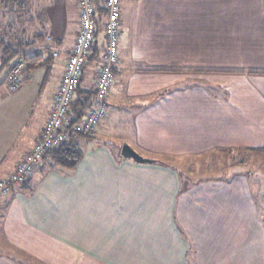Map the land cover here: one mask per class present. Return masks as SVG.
<instances>
[{
	"label": "crops",
	"instance_id": "crops-1",
	"mask_svg": "<svg viewBox=\"0 0 264 264\" xmlns=\"http://www.w3.org/2000/svg\"><path fill=\"white\" fill-rule=\"evenodd\" d=\"M120 18L129 45L107 118L75 170L43 165L30 192L0 200V264H264V200L245 174L193 179L181 162L264 152V0H122ZM95 25L69 117L82 95L94 103ZM77 32L76 0H0V178L38 140ZM47 37L58 56L28 52ZM25 52L9 94L6 69ZM123 144L151 163L124 159Z\"/></svg>",
	"mask_w": 264,
	"mask_h": 264
},
{
	"label": "built area",
	"instance_id": "built-area-1",
	"mask_svg": "<svg viewBox=\"0 0 264 264\" xmlns=\"http://www.w3.org/2000/svg\"><path fill=\"white\" fill-rule=\"evenodd\" d=\"M121 1L103 0L106 13L103 23L105 47L101 59L95 61L97 76L94 103L87 109L80 122L72 126L73 133L92 137L99 124L107 118L106 100L112 86L113 73L119 67ZM76 4L78 32L73 47L64 50L65 67L53 95L51 110L36 143L24 154L9 174L0 178V200L12 195L20 184L33 175L41 159L67 139L65 129L70 124L69 107L78 89L83 68L89 61H92L90 54L96 30L93 1L76 0ZM33 51L38 54L50 51L52 56L56 57L62 50L54 46L52 39L47 37L44 44ZM27 54L28 52L17 55L6 69L2 83L9 94L16 93L22 85Z\"/></svg>",
	"mask_w": 264,
	"mask_h": 264
},
{
	"label": "rangeland",
	"instance_id": "rangeland-1",
	"mask_svg": "<svg viewBox=\"0 0 264 264\" xmlns=\"http://www.w3.org/2000/svg\"><path fill=\"white\" fill-rule=\"evenodd\" d=\"M126 37L127 34L124 31L121 37L122 50L124 46L127 47L129 45ZM28 52L30 54L32 52L37 53L33 50ZM181 162L184 164L182 167L185 174L188 175L190 173L193 179L199 177H223L226 179L230 178L232 173H235L234 178H237L236 174L244 173L253 194L259 197L261 201L264 200V152L238 150L237 152L214 153L209 151L205 155L183 158ZM237 162L243 164L240 165ZM262 204L264 205V202Z\"/></svg>",
	"mask_w": 264,
	"mask_h": 264
},
{
	"label": "trees",
	"instance_id": "trees-1",
	"mask_svg": "<svg viewBox=\"0 0 264 264\" xmlns=\"http://www.w3.org/2000/svg\"><path fill=\"white\" fill-rule=\"evenodd\" d=\"M93 1V6H94V20L95 23L97 24V21H105V8L103 7V4L99 2V0H92ZM27 57L26 56V62H27ZM90 59H93L90 54ZM6 61V60H5ZM90 62V61H89ZM27 67V63H26ZM92 94L89 93L86 96L82 95L83 97L79 98L78 104L76 106L77 115L76 117H70V124L66 127L65 132L67 133V139L56 149L51 150L48 152L40 161L38 166L35 169L36 173L38 170H40V173L43 172V165L48 167L49 169L51 168H63L67 170H75L77 165L80 163L82 160V151L79 145L80 140L83 139H92V137H86L80 134L73 133L72 131V126L75 125L76 123L80 122L82 113L84 111H87V109L92 105ZM95 95V92H94ZM73 101L70 104V107L72 106ZM33 173V174H34ZM33 176V175H32ZM32 176L28 177L25 182L20 184L17 188L19 187H26V191H31L32 187H30L29 182L32 178Z\"/></svg>",
	"mask_w": 264,
	"mask_h": 264
},
{
	"label": "water",
	"instance_id": "water-1",
	"mask_svg": "<svg viewBox=\"0 0 264 264\" xmlns=\"http://www.w3.org/2000/svg\"><path fill=\"white\" fill-rule=\"evenodd\" d=\"M120 155L124 159H131L136 163H151L150 160L144 159L139 156L136 152H134L127 144H123L120 149Z\"/></svg>",
	"mask_w": 264,
	"mask_h": 264
}]
</instances>
